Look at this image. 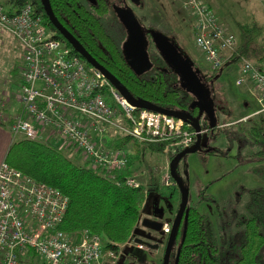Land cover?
<instances>
[{"label": "built area", "instance_id": "1", "mask_svg": "<svg viewBox=\"0 0 264 264\" xmlns=\"http://www.w3.org/2000/svg\"><path fill=\"white\" fill-rule=\"evenodd\" d=\"M178 1L191 17L195 47L216 73L226 61H232L237 37L206 0ZM260 2L264 8V0ZM0 29L22 49L19 110L8 127L10 141L17 136L50 140L55 135L61 139L59 148L71 149L93 170L130 187L140 185L139 180L118 174L127 166V151L107 146L106 137L128 135L143 145L170 140L164 143L165 151H178L194 142L195 131L187 129L189 123L129 103L100 70L71 53L42 23L31 0L11 13L0 2ZM239 61L240 71L234 82L254 85L259 107L251 115L264 123V63L245 57ZM165 183H172L167 174ZM67 203V196L57 187L33 179L3 157L0 264H26L28 257H36V264H112L115 253L103 251L99 235L88 229L68 233L60 228ZM169 229L170 223L163 222L162 232Z\"/></svg>", "mask_w": 264, "mask_h": 264}, {"label": "rangeland", "instance_id": "2", "mask_svg": "<svg viewBox=\"0 0 264 264\" xmlns=\"http://www.w3.org/2000/svg\"><path fill=\"white\" fill-rule=\"evenodd\" d=\"M109 1L112 3V10H114L113 3L129 8L136 16L143 31L149 28L163 34L179 53L188 59L197 75L211 77L209 85L215 124L208 129L206 128L207 115L204 112L196 115L201 129L199 147L196 151L183 155L177 164V169L187 190V204L205 214L208 227L216 233L217 240L223 238L218 242L219 247L226 249L238 245L242 233L238 218L245 214L243 205L247 199V191L258 185L264 186V152L253 154L258 150H264V131L258 137L250 132L251 127H264V123L251 115L259 107L256 88L250 83L235 84L234 79L240 71L239 60L226 61L227 63L225 62L216 73L212 72L194 45L191 17L180 7L178 0H138L139 4H134L133 0ZM206 1L211 5L216 16L229 27L236 37L237 30L233 24L234 20L256 21L261 31L255 37V45L264 47V8L260 0ZM0 2L6 6L5 0H0ZM113 13L110 12L103 18L108 32L118 40L120 46L125 41L133 46L131 37L117 19L115 12ZM148 24L151 26H147ZM148 39V58L140 57L142 62L146 61L148 64L141 73L148 76L154 72L156 65L162 66V69L167 66L164 72L165 78H170L173 87H179L177 72L174 73L169 69L165 63V57L158 51L149 36ZM128 59L133 65L136 64L135 60ZM21 61L20 44L7 32L0 30V100L9 109L8 126L18 106L17 90ZM136 68L139 69L137 66ZM242 116L247 117V120H240ZM261 124L263 126H260ZM50 140L56 145L61 142V139L55 135L51 136ZM209 148L215 149V153H208ZM61 149L64 150V148ZM176 151L177 149L174 151L170 148L168 151H144L141 153L139 162L135 161L130 164V167L134 169L131 175L135 176L147 191L132 236L140 234V237L153 242L152 244L156 246L149 248L143 245H133L135 243L130 237L119 246L118 252L114 255L113 264H118L121 253L127 248L119 264H160L167 235L161 229L143 225V219L146 218L149 222L159 225L163 222L171 224L176 205L173 204L170 208L166 197L159 192L169 185L165 183V176L169 175L170 154ZM236 194H238L237 198ZM230 213L233 216H230ZM176 251L177 243H173L168 264L173 263ZM233 254L235 255V252L231 251L230 255ZM29 261L30 257L26 264H36V257L32 259L33 263ZM231 262L223 261L222 264Z\"/></svg>", "mask_w": 264, "mask_h": 264}, {"label": "trees", "instance_id": "3", "mask_svg": "<svg viewBox=\"0 0 264 264\" xmlns=\"http://www.w3.org/2000/svg\"><path fill=\"white\" fill-rule=\"evenodd\" d=\"M25 1L5 0L7 12L17 10ZM31 3L40 14L42 23L54 32V36L62 40L71 53L88 64L54 29L44 13L43 0H31ZM48 3L55 21L69 32L97 63L114 75L134 99L186 111L193 116V112L198 113L196 107L191 108L187 104L184 91L173 87L170 78H165L163 71H154L145 76L135 69L103 21L107 14L114 12L109 0H48ZM233 24L237 30V47L231 60L234 62L246 57L255 63H264V47L255 45V37L261 31L260 25L254 20H234ZM145 31L149 33L151 29L147 28ZM186 123L189 122L185 121ZM206 128H211L208 123ZM187 129L194 130L191 123ZM263 131L264 127L250 128L251 134L256 137L261 136ZM168 141L170 140L143 145L128 135L118 134L105 138L107 146L127 151V166L118 172L119 175H131L134 169L130 164L139 162L142 152L162 151L164 143ZM207 152L215 153V149L209 148ZM263 152L264 150H258L253 154ZM172 156L173 154H170V159ZM4 160L33 179L57 187L67 196V208L60 223L62 230L75 233L88 229L100 236L103 251H113L115 254L119 246L132 236L147 194L143 185H118L99 171L93 170L78 153L71 149L62 150L53 141L42 138L15 137L9 143ZM178 162L175 171L181 179L177 169ZM169 178L172 183L159 193L166 197L169 207L172 208L174 203L178 206L180 194L173 179L170 176ZM243 209L245 214L238 218L242 230L238 245L221 249L218 242L223 238L216 239V233L208 227L205 214L186 204V220L179 221L173 238V243H177L176 264H222L231 256V251L235 252V256L229 258L228 263L232 261L230 264H264L263 185L247 191ZM230 216H233L232 213Z\"/></svg>", "mask_w": 264, "mask_h": 264}, {"label": "water", "instance_id": "4", "mask_svg": "<svg viewBox=\"0 0 264 264\" xmlns=\"http://www.w3.org/2000/svg\"><path fill=\"white\" fill-rule=\"evenodd\" d=\"M114 11L117 15V18L120 20L122 25L124 26L128 36L131 37L134 46L140 49L142 54L146 53L144 48V32L143 28L139 25L138 21L135 19L130 10L114 5ZM43 9L45 15L48 17V20L52 24L55 30H57L66 41H68L75 51L91 66L100 70L103 75L109 80V82L116 88V90L122 94L129 103L135 105L138 108H146L150 110H155L159 112L166 113L168 115L181 118L182 120L188 121L192 124L193 129L195 131V139L194 142L188 146H185L178 151H176L168 163V173L169 176L173 179L176 184L180 199L177 206V211L175 213L174 218L171 221L170 231L167 235L166 245L162 257L161 264L168 263V256L171 249V245L173 242L174 234L179 223V220L183 218V222L186 220V201H187V190L184 187L180 177L177 175L175 171L176 163L182 158L183 155L189 152L196 151L199 147L201 141V133H200V124L196 116H193L189 112L169 109L161 106H157L150 103L139 102L133 98V96L128 92V90L124 87V85L107 69L97 63L86 51L85 49L71 36L69 32H67L63 27H61L53 18V15L49 8L48 0H43ZM148 35L150 36L152 42L157 47L158 51L165 57L167 62L174 67V70L177 72L179 77H181L184 82L188 85L191 92H193L197 97L202 96L203 88L201 83L197 77V72L194 71L189 63L188 59L179 53L177 48L161 33L151 30ZM192 107H197L198 113L204 112L207 115V121L209 127H212L215 124V115L213 110V101L212 98L206 100L205 102L195 101L191 102ZM143 225L149 226L151 228L159 229L161 225L155 222H149L148 219H143ZM184 230V229H183ZM134 241L140 245L147 247H155L156 244H151L148 242L149 240L142 239L140 237H135ZM173 264H176V258L173 261Z\"/></svg>", "mask_w": 264, "mask_h": 264}, {"label": "flooded vegetation", "instance_id": "5", "mask_svg": "<svg viewBox=\"0 0 264 264\" xmlns=\"http://www.w3.org/2000/svg\"><path fill=\"white\" fill-rule=\"evenodd\" d=\"M122 2V1H121ZM133 2H134V4H135V1L133 0ZM114 5H116L115 3H113ZM119 5V4H118ZM117 5V6H118ZM121 7H123V6H121ZM124 8V7H123ZM126 8V7H125ZM126 9H128V10H130L129 8H126ZM114 11V10H113ZM115 12V11H114ZM132 13V12H131ZM116 14V13H115ZM133 14V13H132ZM117 16V15H116ZM133 16L135 17V19H136V16L133 14ZM118 19V18H117ZM137 20V19H136ZM144 32V48H145V50H146V53L145 54H142L141 52H140V49L138 48V47H135L134 45L132 46V45H128L127 44V42L125 41V43H122V48H123V50H124V52H125V54H126V56H127V58H131V59H133V60H135L136 62V64H134V67H135V69H137L136 68V66L137 67H139V69H138V71L139 72H141V71H144L146 68H145V65H147L148 63L145 61V62H142V60L140 59V57H142L143 59H146V58H148V41H149V39H148V36H147V31H143ZM127 33V32H126ZM150 37V36H149ZM150 40H151V38H150ZM141 60V61H140ZM166 62L165 63H167V65H168V67H169V69H171L172 70V72H174V73H176L175 71H174V67L172 66V65H170V64H168V62H167V60H165ZM155 63H156V61L154 62V65H155ZM133 65V64H132ZM136 65V66H135ZM159 69H158V68ZM160 69L161 70H163V72H165V70L167 69V66H165L163 69H162V66L160 67V66H155V68H154V71L156 72V71H160ZM179 76V75H178ZM177 76V77H178ZM197 77H198V79H199V81H200V83H201V86H202V88H203V92H202V96L201 97H197L193 92H191V90L189 89V87H188V85L184 82V80L181 78V77H179V78H177L178 80H179V83H177V85L179 86V88H181L183 91H184V93L186 94V98H187V104L192 108V106H191V102H195V101H201V102H205L206 100H208V99H210L211 98V96H210V91H211V89H210V83H209V81H210V76L208 77V78H206V77H204V76H200V75H197ZM194 108V107H193ZM196 109H197V107H196ZM198 110V109H197ZM190 112H193V111H190ZM193 114H194V116H196L198 113H194L193 112ZM175 204V203H174ZM187 204V203H186ZM176 206H177V204H175ZM177 211V210H176ZM176 211H174L175 213H176ZM174 216H175V214L173 215V218H174ZM180 220H182L183 221V218H181ZM179 220V221H180ZM171 225V224H170ZM178 227V226H177ZM159 229H161V227L159 228ZM177 229V228H176ZM169 231H170V229H169ZM169 231L167 232V233H165L166 235H168V233H169ZM140 234H136L135 236H131V239L133 240V243H135V244H133V245H140V244H138V243H136L135 241H134V238L135 237H140L139 236ZM140 238H142V237H140ZM142 239H144V238H142ZM166 240H167V236H166V239H165V244H164V248H163V252H162V257H163V253H164V249H165V245H166ZM149 242H151V241H149ZM153 242H151V244H152ZM133 245H131V246H133ZM172 245H173V242H172ZM171 245V246H172ZM130 246V247H131ZM147 247V246H146ZM149 248H152V247H149ZM128 249V248H127ZM127 249H125V250H123V252L121 253V255H120V260L123 258V256L125 255V251L127 250ZM171 250V249H170ZM226 253L228 252V251H225ZM231 253V252H230ZM169 254H170V252H169ZM226 256H227V254H226ZM233 256H235L234 254L233 255H231V256H229V257H227V262L229 261V258H231V257H233ZM162 257H161V261H162ZM175 258H176V255H175ZM120 260H118V264H119V261ZM168 260H169V256H168ZM161 261H160V264H161ZM225 261V260H224ZM113 264V263H112ZM168 264V263H167ZM173 264V263H172Z\"/></svg>", "mask_w": 264, "mask_h": 264}, {"label": "crops", "instance_id": "6", "mask_svg": "<svg viewBox=\"0 0 264 264\" xmlns=\"http://www.w3.org/2000/svg\"><path fill=\"white\" fill-rule=\"evenodd\" d=\"M134 1H135V4H139L138 0H134ZM147 26H151V25L148 24ZM8 110L9 109L7 108V105L2 104L0 100V161L5 156V153L10 143V135H9V128H8L9 127L8 126V122H9L8 121V118H9ZM17 110H18V106L15 108L13 116L16 114Z\"/></svg>", "mask_w": 264, "mask_h": 264}]
</instances>
